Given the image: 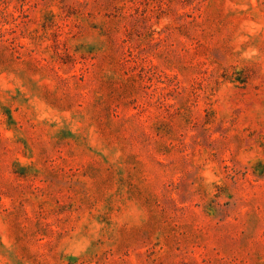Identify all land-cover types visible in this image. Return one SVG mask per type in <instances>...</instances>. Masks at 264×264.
<instances>
[{
  "label": "rangeland",
  "instance_id": "obj_1",
  "mask_svg": "<svg viewBox=\"0 0 264 264\" xmlns=\"http://www.w3.org/2000/svg\"><path fill=\"white\" fill-rule=\"evenodd\" d=\"M0 264H264V0H0Z\"/></svg>",
  "mask_w": 264,
  "mask_h": 264
}]
</instances>
